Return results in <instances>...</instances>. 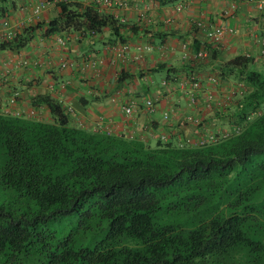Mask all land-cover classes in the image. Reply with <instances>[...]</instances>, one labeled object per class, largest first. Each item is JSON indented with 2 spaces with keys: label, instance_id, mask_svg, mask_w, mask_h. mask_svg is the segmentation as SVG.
<instances>
[{
  "label": "trees",
  "instance_id": "1",
  "mask_svg": "<svg viewBox=\"0 0 264 264\" xmlns=\"http://www.w3.org/2000/svg\"><path fill=\"white\" fill-rule=\"evenodd\" d=\"M11 1L0 0V19ZM153 1L173 6L182 0ZM57 6L45 34H98L107 27L118 43L128 41L125 29L140 34L135 23L94 3L59 0ZM35 29L38 23L1 41L0 48L24 47ZM200 45L193 38L190 48ZM206 48L215 85L225 92L226 83L243 88L201 117L198 126L208 124L205 131L215 141L179 146L181 133L163 141L83 128L50 95L33 100L48 108L49 119L0 113V264H206L212 254L239 245L264 249V240L246 236V217L211 206L212 190L227 182L233 168L264 152V71L244 54L220 59L219 48ZM188 69L183 66L170 83L199 78ZM69 214L86 225L103 219L104 237L93 248L57 240L47 222Z\"/></svg>",
  "mask_w": 264,
  "mask_h": 264
},
{
  "label": "crops",
  "instance_id": "2",
  "mask_svg": "<svg viewBox=\"0 0 264 264\" xmlns=\"http://www.w3.org/2000/svg\"><path fill=\"white\" fill-rule=\"evenodd\" d=\"M58 1L12 0L9 4L7 16L21 25L18 32L37 23L40 26L32 32L24 47L0 48V96L18 91L21 93L19 107L24 111L37 107L33 105L37 96L50 95L63 108L72 107L75 115L70 117L71 122L83 128L143 134V127L148 125L156 133L166 132L170 136L181 133V137L197 139L204 131L199 133L197 128L184 123L183 117L188 114L206 117L210 111L201 107L205 93L212 91L215 98H220L227 90L208 79L213 76L214 63L208 65L207 59L202 64L201 61L193 63L183 59V43L190 47L193 38L200 41V47L206 43L204 30L194 27L193 23L198 19L207 27L221 23L237 28L236 34L227 36L225 46L220 49V59L249 53L253 59L252 67L264 71V53L257 42L258 37L264 36V8L258 11L256 0H188L180 12L174 10V5L158 6L153 0H126L137 6V10L123 11V22L135 23L140 34H130L127 29L122 31L130 47L124 62L112 60L110 47L118 40L107 27L95 35L45 34L46 24L59 13ZM72 1L92 3L91 0ZM37 3L42 4V8L34 15L32 7ZM59 36L65 38L64 45L57 42ZM139 46L147 48L137 62L132 56ZM99 59L102 60L100 64L84 65L88 60ZM63 61L69 62L65 68L61 66ZM183 66L197 74L203 83L196 106L188 105L179 86L181 77L169 87L161 84L164 79L170 82L175 76H181ZM147 97L154 100L152 112L141 108V102ZM131 99H136L140 108L127 119L122 108ZM37 108L39 118H50L47 107L40 105ZM167 110L172 111V116L164 121L162 114Z\"/></svg>",
  "mask_w": 264,
  "mask_h": 264
},
{
  "label": "built area",
  "instance_id": "3",
  "mask_svg": "<svg viewBox=\"0 0 264 264\" xmlns=\"http://www.w3.org/2000/svg\"><path fill=\"white\" fill-rule=\"evenodd\" d=\"M188 0H182L179 1L174 5V10L176 12H180L184 7L185 3ZM201 1V0H200ZM92 3H94L98 8L103 9L105 11H109L111 14L114 15L115 18L123 21L122 12L128 11L131 12L132 10H137V6L129 4L126 0H91ZM255 7L258 11H262L264 8V0H256ZM42 8V4L37 3L33 5L32 12L34 15H37L39 11ZM194 27L200 28L204 30V37L206 40L205 45H202L197 51H192L191 48L187 43H183L182 49H183V59L186 61H204L209 56L208 48H206V45H213L219 49L223 48L225 46V42L227 40L228 35H234L237 33V28L234 25L230 24H215L211 27H207L205 23L202 20H195L194 21ZM21 25L17 23L16 21H12L9 16L3 17L0 19V42L1 41H8L11 40L13 37L16 36L18 33V28ZM92 35H95L94 32H91ZM57 42L60 45L65 44V38L63 36H59L57 39ZM257 42L262 47V52L264 53V36L258 37ZM112 52V60L113 61H119L124 62L126 59V56L129 51V44L127 42H119L115 45H112L111 47ZM147 48V46H139L138 52L132 56L134 61L139 62L142 57V51ZM245 56L249 57V53L244 54ZM95 62L102 63V60L99 59L97 61L88 60L84 64L85 66H92ZM69 64L68 61H63L61 63V66L63 68L67 67ZM208 79L213 83L216 84L217 80L215 76L211 75L208 77ZM191 81H187L184 77L181 78L179 81V86L182 89L188 105L189 106H196L198 104V91L202 89L203 84L199 78H196L195 76L190 77ZM1 84V79H0ZM161 84L163 86H170V82L167 80H162ZM243 90L242 86L240 84H236L234 86H231L230 89L224 93V95L220 98H215V94L212 91H208L205 93V102H204V109L207 111L210 108H212V105H216L218 107L224 106L227 101L232 97L235 93H241ZM21 98V93L18 91H14L10 93L6 97L0 96V113L2 114H11L14 116H27V117H38L39 118V110L37 107H31L27 110H23L19 107V101ZM139 102L136 99H131L128 103H126L123 108V115L127 119H131L133 117L134 112L137 110L139 106ZM141 108L143 111L152 112L155 109V103L153 98L147 97L143 99L141 102ZM64 112L68 114L69 116H74V109L70 106L64 108ZM172 111L167 110L164 111L162 114V118L164 121H167L171 118ZM252 116V115H250ZM201 120V117L199 114L191 115L188 114L183 117V122L186 124L193 125L195 128L198 129V132L200 133L201 130L207 129L206 124L202 125L201 127L198 126L199 122ZM144 131L143 134H140L141 138L144 139H152V138H160L163 141L168 140L169 134L166 132H159L156 133V131L150 126L145 125L142 129ZM128 137H133L135 132H129L127 133ZM207 140L215 141V136L210 133L209 131H205L204 133L200 134V136L197 139L191 140L190 138L185 137H179L177 144L179 146H184L188 143H197V144H203Z\"/></svg>",
  "mask_w": 264,
  "mask_h": 264
},
{
  "label": "rangeland",
  "instance_id": "4",
  "mask_svg": "<svg viewBox=\"0 0 264 264\" xmlns=\"http://www.w3.org/2000/svg\"><path fill=\"white\" fill-rule=\"evenodd\" d=\"M212 192V208L225 215L233 211L243 215L246 236L264 240V152L251 154L243 163H238L227 182ZM85 225L78 215L69 214L49 220L46 228L56 234L57 240L68 238L75 247L93 248L104 237L107 224L103 219L94 218ZM206 264H264V249L239 245L227 253L212 254Z\"/></svg>",
  "mask_w": 264,
  "mask_h": 264
}]
</instances>
